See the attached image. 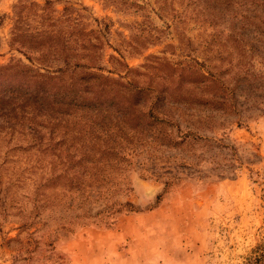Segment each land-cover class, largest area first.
I'll use <instances>...</instances> for the list:
<instances>
[{"label":"rangeland","instance_id":"rangeland-1","mask_svg":"<svg viewBox=\"0 0 264 264\" xmlns=\"http://www.w3.org/2000/svg\"><path fill=\"white\" fill-rule=\"evenodd\" d=\"M205 1L0 0V87L36 93L34 76L91 63L122 102L195 59L222 76L236 108L188 110L213 128L209 141L167 143L182 122H141L121 173L91 192L65 191L47 178L51 164L32 168L27 152L0 165V264H240L264 240V5L251 7L257 26L242 28ZM229 24L243 40L260 35V53L232 46ZM117 109L106 102L101 112Z\"/></svg>","mask_w":264,"mask_h":264},{"label":"trees","instance_id":"trees-1","mask_svg":"<svg viewBox=\"0 0 264 264\" xmlns=\"http://www.w3.org/2000/svg\"><path fill=\"white\" fill-rule=\"evenodd\" d=\"M189 1L194 3L186 0L187 5ZM210 1H205L204 11L210 10ZM216 4L223 20L244 28L246 24L257 26L256 19L260 17L252 8L264 5V0H216ZM238 27L229 24L227 37L231 45L240 46V52L260 53V35L243 40L236 31ZM92 66L84 63L80 73L59 69L53 75H36L38 79L34 82L40 86L36 93L19 94L21 82L7 81L0 87L1 100L8 99L0 102V165L18 162L27 152L26 162L32 168L39 161L51 164L47 178L65 191L91 192L94 184L110 182L113 171L121 173L123 167L118 162L126 157L124 151L137 137L141 122L156 118L177 130L182 128V122L183 132L178 139L171 138L172 130L166 131L167 143H182L187 136L209 141L204 133L213 128L206 125V130L203 129L201 125L206 122L203 116L189 114L188 110L196 111L197 106L203 105L223 114L235 113V104L220 80L222 76L197 67L195 59L180 62L174 70L171 67L169 76L156 84L130 88L129 97L122 102L117 101V91L109 86L115 83L114 78L92 71ZM106 102L114 103L121 114L112 117L110 113H102ZM192 118H197V126L191 122ZM4 193L0 187V194ZM240 264H264V240L251 248Z\"/></svg>","mask_w":264,"mask_h":264}]
</instances>
